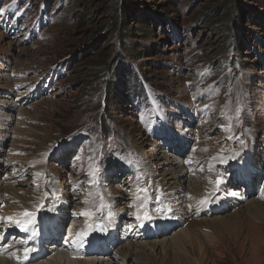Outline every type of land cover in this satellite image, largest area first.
Wrapping results in <instances>:
<instances>
[{
  "label": "rangeland",
  "instance_id": "1",
  "mask_svg": "<svg viewBox=\"0 0 264 264\" xmlns=\"http://www.w3.org/2000/svg\"><path fill=\"white\" fill-rule=\"evenodd\" d=\"M234 1L0 0V231L25 201L59 257L84 233L112 241L107 264H264V0ZM213 166L224 206L189 231Z\"/></svg>",
  "mask_w": 264,
  "mask_h": 264
},
{
  "label": "bare ground",
  "instance_id": "2",
  "mask_svg": "<svg viewBox=\"0 0 264 264\" xmlns=\"http://www.w3.org/2000/svg\"><path fill=\"white\" fill-rule=\"evenodd\" d=\"M251 81V80H250ZM23 97V96H22ZM17 103V102H16ZM20 104V103H19ZM28 104V103H27ZM200 118V117H199ZM244 122V121H243ZM182 123V122H181ZM246 124V122H244ZM230 125V124H229ZM181 127V126H180ZM200 127V126H199ZM200 130V129H199ZM189 131V130H188ZM253 132V131H252ZM256 132V131H254ZM203 133V132H202ZM176 134V133H175ZM181 134V133H180ZM190 134V133H189ZM232 135V134H231ZM253 134H251V140L254 141L255 143V138L256 136H252ZM123 138H126L124 136H122ZM187 137V135H186ZM123 138H120V141H123L124 139ZM184 140V139H183ZM196 146V145H195ZM202 148V147H201ZM200 148V149H201ZM195 149V147H194ZM203 150V149H202ZM195 156V155H193ZM247 156V154H246ZM244 158H245V155H244ZM243 158V160H244ZM168 160V159H167ZM133 161V160H132ZM199 160H195L194 161V164L198 163L199 164ZM168 164L172 165V166H176V171L174 172V174L177 176V172L180 171L179 169L181 168V171L183 172V170L185 168H183L181 165L178 164V160H174L172 162H168ZM197 164V165H198ZM246 164V163H244ZM134 166V165H133ZM149 166H150V163H149ZM181 166V167H180ZM183 166H185L183 164ZM151 167V166H150ZM214 167L213 166L212 168L208 169V171H210L209 173H207L206 175H204L202 177V182L200 181L199 183L196 182V186H195V190H194V195L192 196H189L190 198V202L192 205H189V206H193V207H202L203 208H207V209H197V216H193L190 212L186 211L184 212V209L183 208V205H170V209H172L173 212H175V214H177V218L178 220L184 222V219L181 218V215L179 213V210L180 209H183V212H184V215H185V218H186V215L189 213L192 218H188L187 221H185L184 223L186 224L185 227H188L189 231H193L194 229L197 228V226H199L200 228L199 229H210V227L207 225L206 221L204 220L203 217H205V213L208 212V209H212V210H216V209H221L222 205L224 204V200L223 201H220L219 203H217L218 205H213L214 202L212 203V198L214 197L213 194H212V187H208L207 185L212 181L214 180L215 181V175H214ZM147 168V167H146ZM152 168V167H151ZM241 170L243 171L244 173V176H245V179L246 181H248L249 183L251 182L252 179L254 178H251V176L247 173L248 171L250 172H253V168L250 169L248 168V165H244V167L242 166L241 167ZM194 171V170H193ZM249 172V173H250ZM190 173V172H189ZM182 174V173H181ZM188 174V173H187ZM248 175V176H246ZM134 176V175H133ZM214 177V178H213ZM248 177V179H247ZM2 178V177H1ZM13 178V177H12ZM135 180V179H134ZM200 180V179H199ZM252 184V183H251ZM160 188V186H159ZM163 188V187H162ZM160 188L161 189V193L166 196V191H165V188ZM221 188V187H220ZM259 188V187H258ZM225 189V188H224ZM263 190H264V187H263ZM178 193H181L182 196H185V193L183 192V190L181 192H178ZM136 195H137V191H133L131 193V197H135L136 199ZM69 196V195H68ZM213 196V197H212ZM1 197V196H0ZM240 199V198H239ZM260 199L264 202V191H262V195L260 196ZM187 200V199H186ZM243 200V199H242ZM178 201V200H176ZM5 202V201H4ZM188 202V201H187ZM258 202V201H257ZM239 205H243L246 202L244 201H239ZM261 203V202H260ZM4 206V205H3ZM19 206H22L23 208H14V207H17V206H13L8 208L6 211L11 214L12 216H15L16 218H19V220H25L27 219V217H23V213L25 212H30L31 213V210L33 209V212H37L41 207L42 205H35L34 208H29V205H26V202L23 201L22 202V205H19ZM169 206V205H168ZM165 207L167 209V213L170 215V220H173V216H172V213L170 212L169 208ZM185 206H188V205H185ZM224 206V205H223ZM3 208V207H2ZM0 209L1 211H3V209ZM189 208H192V207H189ZM134 209V208H133ZM195 209V208H194ZM22 210H25V211H22ZM107 208L106 206L101 208L100 206V209L97 211L99 214L100 212L104 213V211H106ZM196 210V209H195ZM201 211L205 212L202 215L201 214ZM218 211V210H217ZM5 213V212H4ZM226 213V212H225ZM7 214V213H5ZM117 215V214H115ZM168 216V215H167ZM214 215H212L210 218H212ZM199 217H202L199 218ZM187 219V218H186ZM4 224L2 225L4 227V229L6 230L5 231V235L6 234H10L11 235H15L17 233V228L19 227L14 221H7L5 222V219H2ZM38 223V222H36ZM53 225V224H52ZM243 225H245V223H235L233 225V228H239L240 230L242 229ZM1 226V225H0ZM214 226V225H213ZM38 225L34 224H29L28 225V230L25 231H21V233H27V237H17L12 240L10 243H9V238L8 237H5L3 238V230L0 231L1 233V237L2 239L0 238V264H27L26 263V259L24 257V249L25 248H34L35 251L30 253L28 257H31L32 258V262L31 263H28V264H107L101 260H97L96 258H100L102 259H106V257H111V254L110 255H100L101 253H98L99 255H97V252L94 253V249H92L93 251V254H87L86 255V258H84L82 255H85V252L84 250L82 249H79V254L81 257H78L76 254L74 253H71L69 252L67 249H65L63 247V250H64V254L62 256H57V252H59V250L62 249V246L61 245H57L58 243H54L52 245H47L48 243V240H47V237L46 239L42 237V235L40 233H36V230L38 229L37 228ZM144 227V226H143ZM143 229V228H142ZM51 228H48L47 231L50 232ZM54 231H57L58 229H53ZM53 231V232H54ZM15 233V234H14ZM241 234V233H240ZM10 235V236H11ZM51 236V234H50ZM57 236H59V233H57ZM185 236V235H184ZM187 238V236H185ZM31 239L32 242L29 241L25 243V240L26 239ZM51 238V237H50ZM11 240V239H10ZM83 240H85L86 242H89L90 240V234L87 235V237H84ZM101 240V239H100ZM71 241H76L75 239H72L70 241L66 240V242H68V245L70 244H74V243H71ZM103 241L104 242H101V241H90V245L91 244H94V245H97L98 247V251H102L103 253L106 252V249L109 247L111 248V251L114 250V246H112V241L110 240V242L103 238ZM38 244L41 245L39 248H38ZM37 245V246H36ZM108 247L105 249L104 246H107ZM44 247H48V249H51L53 250V253H51L48 257V254L45 253V251H43ZM55 250V251H54ZM169 250V249H168ZM171 250V249H170ZM81 251L83 253H81ZM168 252V251H167ZM108 254V253H107ZM123 264H155L156 261H152V260H149L146 256V252H144L141 256H138L137 254H131V253H128V254H123ZM147 259L150 261V263H147ZM146 261V262H145Z\"/></svg>",
  "mask_w": 264,
  "mask_h": 264
},
{
  "label": "snow or ice",
  "instance_id": "3",
  "mask_svg": "<svg viewBox=\"0 0 264 264\" xmlns=\"http://www.w3.org/2000/svg\"><path fill=\"white\" fill-rule=\"evenodd\" d=\"M215 158H216V157H214V159H215ZM219 158L222 159V160L224 159L223 157H219ZM188 162L191 163V161H188ZM37 175H40V174L37 173ZM90 175H93V178H94V173H90ZM216 183H217V184L223 183V180L220 179V178H218L217 181H216ZM138 192H139V193H144V194L146 195L147 192H148V189H147V188H141V189L138 190ZM136 198H137V199H142V197H141L139 194L136 195ZM84 203L87 204L88 201L85 200ZM102 207H103V205H101V208H102ZM80 215L91 216L92 213L85 211V212L80 213ZM23 216L27 217V219H25V220H15L14 222H15V223L21 228V230H25V231H27V230H28V225H29V224H32V223L35 222L36 214H35V213H30V212H25V213H23ZM112 216H113V213H112V212H109V213H108V218L111 219ZM143 218H144V219H149V220L151 219V217L148 215V213H147L146 211H145L144 214H143ZM7 219H8L9 221H13V218H12V217H8ZM136 219H137V220H140V219H141V216H140L139 214H137V215H136ZM141 226H142V225H141ZM91 227H92V225L90 224V225H89V228H91ZM100 230H101V231H104V230H105V229L103 228V225H100ZM84 235H85L84 233H81V234L78 235L77 238H76V240L79 241L81 244L83 243ZM73 243H76V241H73ZM34 251H35L34 248H25V249H24V257H25V259H27L28 256H29V254L32 253V252H34Z\"/></svg>",
  "mask_w": 264,
  "mask_h": 264
},
{
  "label": "trees",
  "instance_id": "4",
  "mask_svg": "<svg viewBox=\"0 0 264 264\" xmlns=\"http://www.w3.org/2000/svg\"><path fill=\"white\" fill-rule=\"evenodd\" d=\"M127 3H128V0H127ZM232 3L234 4L235 3V1L234 0H232ZM129 4H132V2L130 1V3ZM127 9H129L130 7L129 6H127L126 7ZM118 12H120V11H118ZM122 13V12H121ZM121 13L119 14V13H116L114 16H113V18H114V20H119V19H122V21L123 22H125V19H124V17L121 15ZM84 18V17H83ZM139 22V21H138ZM143 23H145L144 21H142L141 22V24H143ZM125 24H127L126 22H125Z\"/></svg>",
  "mask_w": 264,
  "mask_h": 264
}]
</instances>
